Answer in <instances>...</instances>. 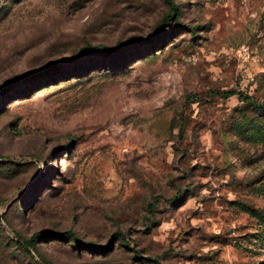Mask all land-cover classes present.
<instances>
[{"label":"rangeland","instance_id":"obj_1","mask_svg":"<svg viewBox=\"0 0 264 264\" xmlns=\"http://www.w3.org/2000/svg\"><path fill=\"white\" fill-rule=\"evenodd\" d=\"M171 2L0 0V264H264V0Z\"/></svg>","mask_w":264,"mask_h":264},{"label":"trees","instance_id":"obj_2","mask_svg":"<svg viewBox=\"0 0 264 264\" xmlns=\"http://www.w3.org/2000/svg\"><path fill=\"white\" fill-rule=\"evenodd\" d=\"M169 2V5L171 7H174L173 3L171 2V0H167ZM127 41H117L112 45H100V44H94V45H90V44H84L82 46H80L77 51H76V55L87 51V50H91V51H111V50H116L118 48H120L121 46L125 45ZM56 64V61H50L47 63V67H52ZM17 77H24V78H29L31 77L30 74H20V75H15ZM4 90V87H0V92ZM235 91H225V95H230L233 94ZM238 95H240V97L245 100L248 101L250 103H254L253 99L251 96L241 93V92H237ZM39 233V232H38ZM66 233H70V231H56V232H51V234L55 235V236H63ZM32 236L26 241L27 244L30 243L32 241ZM19 245H23L21 242H18Z\"/></svg>","mask_w":264,"mask_h":264}]
</instances>
